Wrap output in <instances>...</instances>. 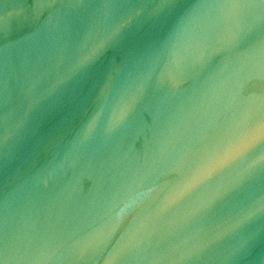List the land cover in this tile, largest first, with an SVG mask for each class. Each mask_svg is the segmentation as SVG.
I'll return each mask as SVG.
<instances>
[{"label":"water","instance_id":"water-1","mask_svg":"<svg viewBox=\"0 0 264 264\" xmlns=\"http://www.w3.org/2000/svg\"><path fill=\"white\" fill-rule=\"evenodd\" d=\"M0 264H264V0H0Z\"/></svg>","mask_w":264,"mask_h":264}]
</instances>
